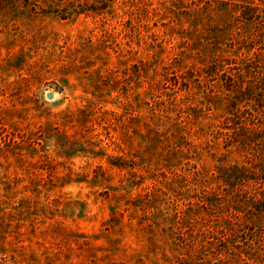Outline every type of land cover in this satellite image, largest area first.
Returning <instances> with one entry per match:
<instances>
[{
	"label": "rangeland",
	"instance_id": "rangeland-1",
	"mask_svg": "<svg viewBox=\"0 0 264 264\" xmlns=\"http://www.w3.org/2000/svg\"><path fill=\"white\" fill-rule=\"evenodd\" d=\"M0 264H264V0H0Z\"/></svg>",
	"mask_w": 264,
	"mask_h": 264
},
{
	"label": "water",
	"instance_id": "water-1",
	"mask_svg": "<svg viewBox=\"0 0 264 264\" xmlns=\"http://www.w3.org/2000/svg\"><path fill=\"white\" fill-rule=\"evenodd\" d=\"M47 97H48V99H51V98H52V95H51V94H49V95H47Z\"/></svg>",
	"mask_w": 264,
	"mask_h": 264
}]
</instances>
